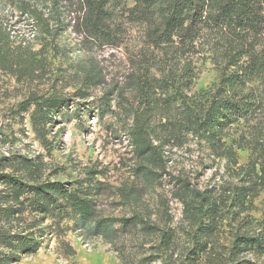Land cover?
<instances>
[{"label":"rangeland","instance_id":"1","mask_svg":"<svg viewBox=\"0 0 264 264\" xmlns=\"http://www.w3.org/2000/svg\"><path fill=\"white\" fill-rule=\"evenodd\" d=\"M27 1L36 2L42 22L22 4L0 0V158H39L46 178L65 184L94 177L103 183L99 217L144 219L153 235L139 228L115 245L103 239L95 221L85 220L61 240L48 236L37 254L16 264H122V257L129 264H191L182 187L230 200L249 179L258 180V188L248 191L243 211L223 208L214 246L198 264H264L263 249L233 248L237 235L264 233V88L263 111L226 133L229 156L219 157L190 135L184 147L166 152L168 164L158 170L134 145L133 125L143 108L136 82L146 71L162 79L169 71L165 62L175 58L148 39L144 2L111 0L98 29L78 0ZM230 40L225 31L200 32L195 53L188 55L196 73L193 94L216 86ZM30 100L61 102L49 117L47 147L32 128L33 111H22ZM168 232L176 235L172 248L161 251Z\"/></svg>","mask_w":264,"mask_h":264},{"label":"trees","instance_id":"2","mask_svg":"<svg viewBox=\"0 0 264 264\" xmlns=\"http://www.w3.org/2000/svg\"><path fill=\"white\" fill-rule=\"evenodd\" d=\"M4 1L22 4L38 23L43 21L36 2ZM78 1L99 29L107 19L105 8L111 0ZM142 1L146 5L142 17H146L148 24V39L156 48L172 51L175 59L165 62L169 71L162 79L150 78L146 71L144 78L136 82L143 105L132 130L137 152L158 170L164 169L169 159L166 152L184 147L192 135L214 148L219 157L229 156L226 133L263 111L264 0ZM154 11L159 17L149 18ZM205 28L225 31L231 40L225 48L226 63L216 86L193 94L191 85L196 73L188 55L195 53L199 34ZM165 56L168 59L169 52ZM60 104L59 100H30L21 105L22 111H33L31 125L45 147L49 145V117ZM155 117L158 122L153 126ZM45 172V164L39 158L19 154L0 158V264H16L23 257L37 254L48 236L61 240L85 220L95 221L103 239L115 245L125 234L139 228L153 235L152 227L144 219L99 217L97 201L103 193V183L94 177L65 184L46 178ZM259 177L263 180V176ZM244 182L246 186L230 191V200L190 186L182 187L178 197L191 226L187 232L192 242L188 251L191 264H198L202 255L213 248L223 208L233 205L243 211L252 195L248 191L254 194L259 186L258 180ZM174 237L172 232L163 234L158 249L172 248ZM233 248L264 251V233L258 238L237 235ZM122 264L129 262L122 257Z\"/></svg>","mask_w":264,"mask_h":264}]
</instances>
